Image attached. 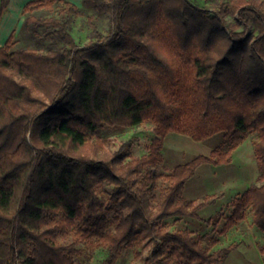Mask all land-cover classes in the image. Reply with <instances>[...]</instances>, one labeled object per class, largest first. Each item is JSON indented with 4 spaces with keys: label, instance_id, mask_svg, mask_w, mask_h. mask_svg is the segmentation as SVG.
I'll list each match as a JSON object with an SVG mask.
<instances>
[{
    "label": "trees",
    "instance_id": "trees-1",
    "mask_svg": "<svg viewBox=\"0 0 264 264\" xmlns=\"http://www.w3.org/2000/svg\"><path fill=\"white\" fill-rule=\"evenodd\" d=\"M91 1L95 12L85 14L69 0H30L23 25L55 48L13 49L14 33L0 46V264H76L101 249L115 264L132 246L140 247L135 261L148 254L134 264H226L232 246L213 251L218 238L171 231L166 221L199 218L215 203L214 194L188 199L187 181L202 164L230 163L257 133L260 184L233 199L220 234L249 210L264 233V0H220L212 9L190 0ZM85 16L91 39L81 45L71 28ZM98 17H107L106 32ZM145 124L153 135L141 155L135 139L112 151L98 133ZM172 132L224 140L159 172Z\"/></svg>",
    "mask_w": 264,
    "mask_h": 264
},
{
    "label": "rangeland",
    "instance_id": "rangeland-1",
    "mask_svg": "<svg viewBox=\"0 0 264 264\" xmlns=\"http://www.w3.org/2000/svg\"><path fill=\"white\" fill-rule=\"evenodd\" d=\"M194 4L204 8H215L220 0H190ZM78 5V4H77ZM80 6V5H79ZM85 14L95 12L94 3L91 0H85L80 6ZM98 26L104 32L108 29L107 17H98ZM71 31L76 37L79 44L84 45L91 39V31L87 17H79L72 23ZM13 49L22 46H31L41 50L55 48L50 41L39 40L32 32L27 30L24 25L14 36ZM60 45L62 43H59ZM100 136L112 140L107 148L115 151L118 149L120 141H129L135 139L133 144V153L141 155L146 151V144L153 135L152 125L145 124L142 127L123 128L120 126L105 125L98 130ZM257 133L250 134L239 146L233 151L230 163L213 165L210 163L202 164L196 170L186 184L184 191L188 199L201 201L207 195H216L215 203L200 211V217L185 216L182 218H171L166 222L171 231L188 228L206 237L207 241L216 237L219 239L218 244L213 251L220 248L231 249L226 256V264H264V233L258 229L253 222V212L249 210L247 218L237 226L230 229L226 234L221 235L225 217L232 212V201L239 196L252 184L259 183V168L255 155V141ZM163 154L165 158L164 166L159 172H169L174 166L190 161L196 155H209L211 151L224 140V133H217L205 140H195L189 135L176 132L169 133L166 137ZM160 187L166 182L161 180ZM111 191V188H107ZM159 189H157L158 192ZM103 198L108 197L105 191L100 192ZM209 219H212L209 221ZM219 221L215 226L214 222ZM60 238H62L60 236ZM71 241V237L65 238ZM139 246L126 248L115 264H134L143 263L147 257L135 261L136 250ZM106 251L97 250L93 254L86 252L76 257V264H106Z\"/></svg>",
    "mask_w": 264,
    "mask_h": 264
},
{
    "label": "crops",
    "instance_id": "crops-1",
    "mask_svg": "<svg viewBox=\"0 0 264 264\" xmlns=\"http://www.w3.org/2000/svg\"><path fill=\"white\" fill-rule=\"evenodd\" d=\"M29 1L30 0L7 1V6L0 19V46L4 45L13 33L15 36L18 30L22 27L24 22V14H23L24 6ZM69 1L78 4V6L79 5L81 6L85 2V0H69ZM1 5H2V0H0V9H1Z\"/></svg>",
    "mask_w": 264,
    "mask_h": 264
}]
</instances>
